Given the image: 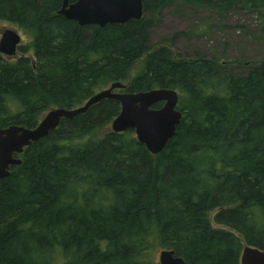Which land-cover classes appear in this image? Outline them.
<instances>
[{
	"label": "trees",
	"instance_id": "obj_1",
	"mask_svg": "<svg viewBox=\"0 0 264 264\" xmlns=\"http://www.w3.org/2000/svg\"><path fill=\"white\" fill-rule=\"evenodd\" d=\"M180 4L255 14L264 35V0H145L144 12ZM61 7L0 0V21L29 37L20 57L0 54V128H34L116 82L176 90L183 119L153 155L134 131L107 132L121 104L105 99L25 148L0 179V264H159L157 250L240 264L246 246L264 250V60L232 73L169 46L193 31L150 46L152 19L80 26Z\"/></svg>",
	"mask_w": 264,
	"mask_h": 264
},
{
	"label": "water",
	"instance_id": "obj_2",
	"mask_svg": "<svg viewBox=\"0 0 264 264\" xmlns=\"http://www.w3.org/2000/svg\"><path fill=\"white\" fill-rule=\"evenodd\" d=\"M145 0H62L58 12L80 26L95 25L104 28L109 25L125 24L144 18ZM21 45V35L6 29L0 38V54L13 57ZM126 85L113 83L106 90L93 95L81 107L55 108L50 110L34 128L11 125L0 128V179L10 176V168L22 164L21 155L25 148L46 138L55 131L62 120H72L85 114L102 100H117L121 104L120 114L111 123L113 133L128 130L135 132L139 143L153 155L162 153L174 139L183 113L178 109L179 94L173 89H155L143 93H122ZM163 103L160 109L153 108ZM160 264H186L173 251L163 250L159 254ZM240 264H264V250L246 246L241 254Z\"/></svg>",
	"mask_w": 264,
	"mask_h": 264
},
{
	"label": "rangeland",
	"instance_id": "obj_3",
	"mask_svg": "<svg viewBox=\"0 0 264 264\" xmlns=\"http://www.w3.org/2000/svg\"><path fill=\"white\" fill-rule=\"evenodd\" d=\"M144 18L154 22L150 46L173 39L178 33L193 31L190 36H181L170 45L167 43L186 60L214 59L221 65H227L232 73L245 72L248 65L264 60V35L255 14L234 11L219 17L207 7L191 11L187 6L180 4L178 7L164 9L159 14H145ZM6 29H13L21 35V46L28 44L29 37L5 21H0V38ZM20 56L17 51L15 57ZM107 132H112L111 125ZM214 226L220 227L216 224ZM160 252L161 250H157L153 255V259L158 263Z\"/></svg>",
	"mask_w": 264,
	"mask_h": 264
},
{
	"label": "flooded vegetation",
	"instance_id": "obj_4",
	"mask_svg": "<svg viewBox=\"0 0 264 264\" xmlns=\"http://www.w3.org/2000/svg\"><path fill=\"white\" fill-rule=\"evenodd\" d=\"M21 40H22V37H21Z\"/></svg>",
	"mask_w": 264,
	"mask_h": 264
}]
</instances>
